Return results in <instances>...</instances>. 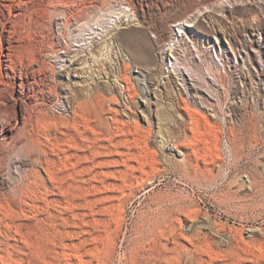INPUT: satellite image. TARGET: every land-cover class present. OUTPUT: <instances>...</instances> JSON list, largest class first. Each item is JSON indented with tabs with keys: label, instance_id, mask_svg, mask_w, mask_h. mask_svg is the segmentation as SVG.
I'll use <instances>...</instances> for the list:
<instances>
[{
	"label": "rangeland",
	"instance_id": "374dc122",
	"mask_svg": "<svg viewBox=\"0 0 264 264\" xmlns=\"http://www.w3.org/2000/svg\"><path fill=\"white\" fill-rule=\"evenodd\" d=\"M152 230L264 264V0H0V264Z\"/></svg>",
	"mask_w": 264,
	"mask_h": 264
},
{
	"label": "bare ground",
	"instance_id": "6f19581e",
	"mask_svg": "<svg viewBox=\"0 0 264 264\" xmlns=\"http://www.w3.org/2000/svg\"><path fill=\"white\" fill-rule=\"evenodd\" d=\"M181 24L182 25L179 24L177 26L178 28L177 30L174 29L176 33H180V31H182L181 30L182 27L189 25V24H184V23H181ZM90 26L91 25H89V27ZM172 41L174 40L172 39ZM173 45L169 44V46L166 48L167 54L173 50V47H172ZM177 62L178 61L174 63L178 64ZM143 236L148 239L147 240L148 252L145 254L144 257H145L146 262H149V264H189V263L190 264H213L214 257L211 256L205 249H200L201 251H198L195 248L191 250V249H187L183 247L180 244L179 239L177 238L178 236L175 235L174 231L172 232L170 230L169 231L161 230L158 232V231L152 230V231H147V233L143 234ZM161 240H164V241H161ZM203 255H206L208 259L204 258Z\"/></svg>",
	"mask_w": 264,
	"mask_h": 264
}]
</instances>
